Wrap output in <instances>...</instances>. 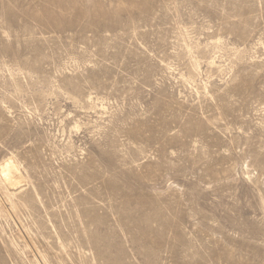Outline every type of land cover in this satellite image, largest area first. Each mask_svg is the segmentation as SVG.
Here are the masks:
<instances>
[{"label":"rangeland","instance_id":"1","mask_svg":"<svg viewBox=\"0 0 264 264\" xmlns=\"http://www.w3.org/2000/svg\"><path fill=\"white\" fill-rule=\"evenodd\" d=\"M0 264H264V0H0Z\"/></svg>","mask_w":264,"mask_h":264},{"label":"bare ground","instance_id":"2","mask_svg":"<svg viewBox=\"0 0 264 264\" xmlns=\"http://www.w3.org/2000/svg\"><path fill=\"white\" fill-rule=\"evenodd\" d=\"M0 174L2 175V180L10 187L16 186L21 178L15 163L10 158L0 164Z\"/></svg>","mask_w":264,"mask_h":264}]
</instances>
